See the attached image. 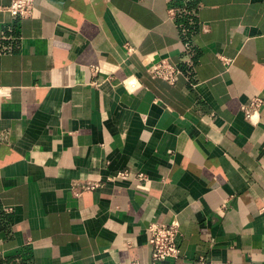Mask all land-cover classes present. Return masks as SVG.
I'll list each match as a JSON object with an SVG mask.
<instances>
[{"label": "crops", "instance_id": "0c3cea01", "mask_svg": "<svg viewBox=\"0 0 264 264\" xmlns=\"http://www.w3.org/2000/svg\"><path fill=\"white\" fill-rule=\"evenodd\" d=\"M32 2L0 0V264H154V222L157 264H264V0Z\"/></svg>", "mask_w": 264, "mask_h": 264}, {"label": "built area", "instance_id": "2783aa9c", "mask_svg": "<svg viewBox=\"0 0 264 264\" xmlns=\"http://www.w3.org/2000/svg\"><path fill=\"white\" fill-rule=\"evenodd\" d=\"M33 8L32 0H10L7 6V11L12 15L25 17L31 14ZM128 50L132 47L127 46ZM190 65V58L187 53L182 54L179 62H170L167 59H160L151 63L147 70L152 77L160 78L169 84L176 82L178 77L183 73H187L188 66ZM129 88L134 89L137 86L136 81L128 79L124 81ZM261 98L255 96L251 99V105L258 107L261 104ZM249 117V113H246ZM128 175L126 171L117 172L118 177H125ZM139 179H143L142 174H137ZM96 186L95 183L89 184V187ZM148 243L151 246V260L152 263L157 264L166 259L176 258L179 254L178 244V223H160L154 222L147 227ZM127 264H136L129 262Z\"/></svg>", "mask_w": 264, "mask_h": 264}]
</instances>
